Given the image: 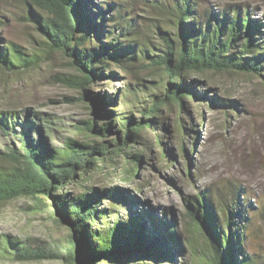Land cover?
Segmentation results:
<instances>
[{"label":"trees","instance_id":"trees-1","mask_svg":"<svg viewBox=\"0 0 264 264\" xmlns=\"http://www.w3.org/2000/svg\"><path fill=\"white\" fill-rule=\"evenodd\" d=\"M21 3L47 45L71 57L80 72L74 83L85 90V99L93 98L97 110L94 122L86 120V126L76 129L87 139L67 138L64 147L51 144L46 132L55 128L47 126L51 121L40 113L0 110V155L13 164L0 173V201L22 196L47 200L56 220L71 229L65 248L22 244L10 235L0 248L23 262L60 258L66 264H108L113 256L144 252L169 264H189L178 263L185 247L168 210L161 215L153 206L134 210L137 198L118 186L89 185L75 192L72 185L101 162H122L132 180L140 178L149 152L151 160L173 156L161 132L167 128L166 106L179 109L173 130L186 152L184 141L193 128L183 115L184 100L198 96L200 85L189 78L210 72L264 77V15L257 17L256 10L242 2L219 5L211 0H143V16H137L136 5L127 0ZM36 62L37 55L0 36L1 66L30 69ZM117 70L125 76L151 71L158 83L138 81L117 87L112 95H89L90 85L119 77ZM199 107L204 121V106ZM149 130H155L152 138L144 137ZM143 184L140 181L139 188ZM250 200L249 191L237 183L187 199L188 212L206 237V263L264 264V198L256 206ZM187 241L192 264H204L205 246Z\"/></svg>","mask_w":264,"mask_h":264},{"label":"rangeland","instance_id":"rangeland-1","mask_svg":"<svg viewBox=\"0 0 264 264\" xmlns=\"http://www.w3.org/2000/svg\"><path fill=\"white\" fill-rule=\"evenodd\" d=\"M127 1L136 5L131 4V8H135L137 16L144 15L143 0ZM211 1L219 5L242 2L256 10L257 17L264 15V0ZM25 15L21 0H0V36L6 42L21 46L28 55H37L36 65L30 69L9 70L0 65V110L40 113L51 121L47 126L55 128L46 132L54 146L64 147L67 138L85 141L86 135L76 129L86 126V120L94 122L96 119V106L93 108L91 104L93 98L85 99V90L74 83L80 72L73 65L71 57L60 50L51 49ZM117 73L119 77L99 79L96 86L90 85L89 95L95 96L97 92L112 95L117 87L129 85L127 83L140 81L152 85L158 83L159 78L151 71H137L129 76L119 70ZM192 78L198 79L200 85L198 96L184 100L183 115L188 126L193 128L191 136L184 141L186 152L173 130L174 116L179 109L166 106L163 108L166 116L163 121L167 128L161 132L172 148L173 156L168 160H151L149 152L140 169V178L134 177L132 180L128 179L126 166L122 162L114 164L110 161L105 165L101 162L89 171L85 180L81 179L72 186L75 192H81L83 187L89 185L118 186L137 198V204H129L134 210L143 205L156 207L160 215L162 210H168L182 234L185 247L178 263L184 261L192 264L188 239L196 241L201 248L205 246L204 264H209L206 263V260L210 261L206 237L191 218L187 199L201 192H217L219 186L231 183L240 184L249 191L254 206L259 203V198H264V77L210 72L194 73L188 81ZM212 100L215 104L207 107ZM201 104L204 106V121L199 114ZM154 133L155 130H149L143 136L152 138ZM151 151L154 155V146ZM170 162H173L172 166H168ZM12 166L10 160L0 155V173L9 171ZM140 181L144 182L141 188ZM55 216L53 206L47 200L36 201L22 196L0 201V242L10 235L22 244L65 248L70 244L71 229L57 221ZM140 253L136 252L132 257L113 256L108 264H169L162 258L150 255L148 261L140 260ZM0 264L66 263L60 258L16 261L10 253L0 248Z\"/></svg>","mask_w":264,"mask_h":264},{"label":"water","instance_id":"water-1","mask_svg":"<svg viewBox=\"0 0 264 264\" xmlns=\"http://www.w3.org/2000/svg\"><path fill=\"white\" fill-rule=\"evenodd\" d=\"M134 254H135V253H129V254H127V257H129V256L132 257V256H134ZM138 256H139L138 258H139L140 260H144V261H145V260L148 261L149 258H151V257H149V255H147V254H145V253H142V252H141ZM156 260H157V259H156Z\"/></svg>","mask_w":264,"mask_h":264}]
</instances>
